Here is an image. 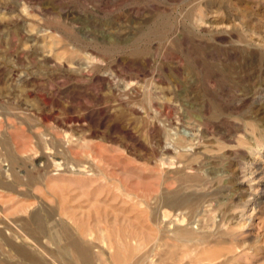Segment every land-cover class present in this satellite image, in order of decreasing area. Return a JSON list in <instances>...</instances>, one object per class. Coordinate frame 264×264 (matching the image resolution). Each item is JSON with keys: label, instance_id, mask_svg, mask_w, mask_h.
<instances>
[{"label": "rangeland", "instance_id": "rangeland-1", "mask_svg": "<svg viewBox=\"0 0 264 264\" xmlns=\"http://www.w3.org/2000/svg\"><path fill=\"white\" fill-rule=\"evenodd\" d=\"M0 264H264V0H0Z\"/></svg>", "mask_w": 264, "mask_h": 264}, {"label": "bare ground", "instance_id": "bare-ground-1", "mask_svg": "<svg viewBox=\"0 0 264 264\" xmlns=\"http://www.w3.org/2000/svg\"><path fill=\"white\" fill-rule=\"evenodd\" d=\"M39 228H40V227H39ZM71 246H72V248L75 249V250H77V248H78L76 244H72ZM83 257L85 258L86 256H83Z\"/></svg>", "mask_w": 264, "mask_h": 264}]
</instances>
